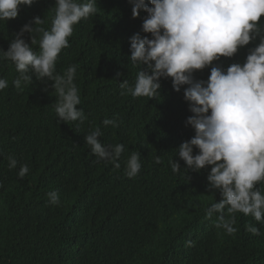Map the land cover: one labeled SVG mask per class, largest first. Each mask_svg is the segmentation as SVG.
Masks as SVG:
<instances>
[{
	"label": "trees",
	"instance_id": "obj_1",
	"mask_svg": "<svg viewBox=\"0 0 264 264\" xmlns=\"http://www.w3.org/2000/svg\"><path fill=\"white\" fill-rule=\"evenodd\" d=\"M55 3L35 0L30 7L21 5L17 18L0 21V53L24 25L35 26L34 18L43 19L36 28L50 30ZM96 6V14L74 26L55 68L64 75L77 66V109L87 117L82 123L59 120L51 80L33 75L21 91L13 84L19 75L15 65L0 60V78L8 81L0 91V264H264V224L225 209L237 232L216 227L219 213L206 214L221 199L209 191L210 168L186 170L178 156L179 146L195 134L186 125L192 113L183 88L176 92L171 79H161L154 98L120 94L119 83L134 85L140 71L130 60V38L146 35L147 13L141 10L134 19L130 0H96ZM259 23L264 29V16ZM31 35L39 54L42 33L24 34L30 46ZM258 44L259 38L213 66L243 65ZM210 70L197 71L194 78L207 81ZM113 118L118 127L103 124ZM96 128L103 144L124 145L119 168L91 153L85 136ZM133 152L140 154L142 167L129 178L126 161ZM9 157L17 160L16 168H9ZM172 160L181 172L172 171ZM24 164L29 172L21 178ZM53 191L59 205L49 202ZM248 225L262 235L247 231Z\"/></svg>",
	"mask_w": 264,
	"mask_h": 264
},
{
	"label": "clouds",
	"instance_id": "obj_2",
	"mask_svg": "<svg viewBox=\"0 0 264 264\" xmlns=\"http://www.w3.org/2000/svg\"><path fill=\"white\" fill-rule=\"evenodd\" d=\"M35 0H0V21L18 17L20 6H31ZM132 16L140 11L147 13L142 31L130 38V60L138 65L134 85L125 79L119 83L121 95L134 98H154L159 95L161 79H171L173 90L183 88L185 101L192 113L186 125L194 136L183 142L178 156L186 170L200 172L210 168L207 176L209 191L219 192L221 199L207 209L210 218L219 213L216 227L227 234L237 232L235 219L226 220L227 213H243L264 224V35L259 23L264 16V0H130ZM151 5V6H149ZM55 15L50 30L36 28L43 19L34 18L16 34L0 60L11 61L19 74L13 81L23 90L22 84L48 78L57 94L55 112L60 121L81 123L87 119L83 109L78 110L81 98L74 83L77 66L68 67L64 75L55 74L56 62L63 49L70 46L69 38L74 26L97 13L96 0H56ZM42 33L37 54L23 39L25 33ZM150 34L151 38H149ZM259 38V44L250 50L243 65L235 63L226 70L213 66L221 57L232 58L240 48ZM210 67L207 81L196 80L194 73ZM8 81L0 78V91ZM105 126L118 127L116 119H105ZM99 128L85 136L91 153L99 160L120 167L119 157L123 144L105 145L99 139ZM194 149L198 150L194 154ZM9 168L17 167V160L9 157ZM157 157L155 163L159 164ZM174 173L181 172L176 160L169 161ZM140 154L133 152L126 161V175L135 178L141 171ZM29 172L21 165L18 175ZM186 176V172H185ZM49 202L59 205L56 192H49ZM247 231L262 235L252 225Z\"/></svg>",
	"mask_w": 264,
	"mask_h": 264
}]
</instances>
